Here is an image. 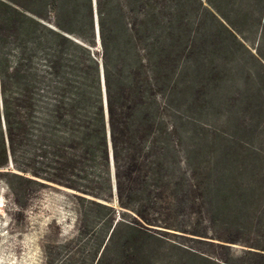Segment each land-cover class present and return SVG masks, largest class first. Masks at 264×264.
<instances>
[{"label":"trees","instance_id":"1","mask_svg":"<svg viewBox=\"0 0 264 264\" xmlns=\"http://www.w3.org/2000/svg\"><path fill=\"white\" fill-rule=\"evenodd\" d=\"M239 1L0 0V175L10 191L68 189L108 243L164 232L234 241L209 230L253 225L262 242L243 243L237 264H264V196L239 178L237 150L203 162L187 114L192 88L237 77L243 29L263 28L264 0Z\"/></svg>","mask_w":264,"mask_h":264},{"label":"rangeland","instance_id":"2","mask_svg":"<svg viewBox=\"0 0 264 264\" xmlns=\"http://www.w3.org/2000/svg\"><path fill=\"white\" fill-rule=\"evenodd\" d=\"M256 26L243 29L248 52L242 47L236 51L237 77L209 90L205 85L192 88L187 114L190 130L203 135V162L220 161L218 149L237 150V160L247 168L239 178L256 187V196H264V68L257 61L264 64V25L261 32ZM224 91L225 102L218 98ZM7 180L0 175V264H237L246 248L243 243L262 242L255 226L237 232L238 227L229 223L215 225L208 235L232 236L234 241L203 242L164 232L156 238L108 243L94 210L68 189L30 186L14 195ZM80 209L89 222L83 230L78 229ZM123 233L118 230L116 235Z\"/></svg>","mask_w":264,"mask_h":264}]
</instances>
